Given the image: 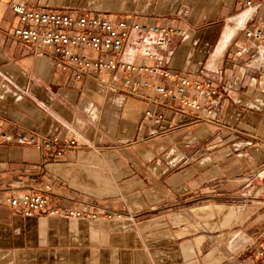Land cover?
I'll return each mask as SVG.
<instances>
[{"label":"crops","instance_id":"0c3cea01","mask_svg":"<svg viewBox=\"0 0 264 264\" xmlns=\"http://www.w3.org/2000/svg\"><path fill=\"white\" fill-rule=\"evenodd\" d=\"M247 1L90 0L84 9L182 33L160 46L162 33L132 32L121 52L136 64L157 62L169 79L118 68L78 81L45 45L13 38L19 16L0 0V124L41 144L58 135L63 148L58 157L51 148L0 143V264H190L193 253L199 261L217 245L235 263L264 264V220L225 233L200 228L192 214H211L216 188L236 181L264 212V41L245 35L264 23V4ZM183 78L210 85L187 91L198 109L156 89ZM11 183L45 191L44 211L11 207ZM73 208L98 217H70ZM219 212L225 222L234 214Z\"/></svg>","mask_w":264,"mask_h":264},{"label":"built area","instance_id":"2783aa9c","mask_svg":"<svg viewBox=\"0 0 264 264\" xmlns=\"http://www.w3.org/2000/svg\"><path fill=\"white\" fill-rule=\"evenodd\" d=\"M247 4L251 5L252 1H247ZM262 4H264V0L253 5L258 7ZM10 5L19 16V23L12 32L13 38L36 46L45 45L52 52L51 58L57 68L64 72H70L78 81L82 80L84 76H97L101 71L110 72L118 68L125 73L145 71L153 75L161 74L167 79L172 76L171 72L164 71L157 62L154 65H148L145 62L136 64L134 61L123 60L121 52L132 32H160L164 38L159 41L158 45L164 46L169 35L182 33L179 28L137 23L134 19L126 17L109 18L96 11H61L37 7L33 4V0H10ZM245 35L255 41H264V23L247 28ZM146 52L153 60L158 58V55L150 50ZM126 81L131 82L129 78ZM144 84L147 85V82ZM205 86L209 87L210 85L195 83L188 78H183L174 87L166 88L163 85H158L156 89L168 99L179 100L182 106L198 109V101L191 98L187 91L198 90ZM59 141V136L56 135L47 143L41 144L33 136L26 137L22 133H11L0 124V143L18 142L34 144L41 149L42 147L51 148L59 157L63 153V148H56ZM76 142L74 138H71L68 145L71 147ZM46 187L48 188L49 185ZM5 199L11 207L19 208L27 216L42 213L49 203L45 191L20 190L17 188V184L12 183L6 188ZM51 212L59 214L60 209H53ZM65 213L70 217H98L96 213H86L74 208L67 209Z\"/></svg>","mask_w":264,"mask_h":264},{"label":"rangeland","instance_id":"374dc122","mask_svg":"<svg viewBox=\"0 0 264 264\" xmlns=\"http://www.w3.org/2000/svg\"><path fill=\"white\" fill-rule=\"evenodd\" d=\"M86 2H90V0H67V1H59V0H47V4L52 6H60L62 8H68L71 6L77 10L75 11H90L86 10L83 7ZM240 182H229L224 185H220L216 188V193H219V197L217 200V204L213 207H206L205 209L213 210L211 214H201L198 215V210H192V214L194 215L193 219H198L201 222V226L205 227L207 231H216L221 230V232H230L234 231L233 229H244L246 226L251 224L252 221H263L264 220V212L258 208L260 205V197H256L252 195L243 194L242 189H240ZM258 187V186H256ZM223 207L225 209H233V217L230 219V222L223 221L222 214H220L219 209ZM258 208V209H257ZM203 209V208H202ZM183 221V220H182ZM204 224V225H202ZM198 225H190V231L195 232L198 230ZM219 242V240L217 241ZM212 251H207L203 253V256L199 261H195L197 259L195 253H193V261L190 264H238L233 262L231 250L227 247H215V249H210ZM209 252V253H208ZM224 262V263H223Z\"/></svg>","mask_w":264,"mask_h":264}]
</instances>
